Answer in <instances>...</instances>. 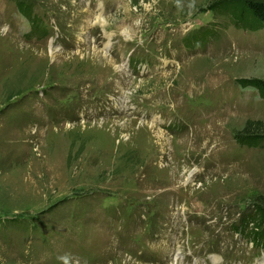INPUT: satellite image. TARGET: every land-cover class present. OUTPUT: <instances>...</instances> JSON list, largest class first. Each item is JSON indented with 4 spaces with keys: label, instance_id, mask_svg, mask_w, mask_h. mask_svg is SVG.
<instances>
[{
    "label": "rangeland",
    "instance_id": "374dc122",
    "mask_svg": "<svg viewBox=\"0 0 264 264\" xmlns=\"http://www.w3.org/2000/svg\"><path fill=\"white\" fill-rule=\"evenodd\" d=\"M216 1L0 0V264H264V28Z\"/></svg>",
    "mask_w": 264,
    "mask_h": 264
},
{
    "label": "trees",
    "instance_id": "16d2710c",
    "mask_svg": "<svg viewBox=\"0 0 264 264\" xmlns=\"http://www.w3.org/2000/svg\"><path fill=\"white\" fill-rule=\"evenodd\" d=\"M18 7L22 13L30 15L29 5L22 4L20 1ZM211 9L217 13L228 15L236 26L253 31L264 28V0H217L211 5ZM32 23L35 24L34 21ZM239 83L243 86L255 87L260 96L264 98V79L244 78L239 79ZM242 140L248 146H258L264 140V134L246 135ZM249 222L255 223L249 233L251 240L256 245L264 246V207L258 206L256 213L253 218L249 219Z\"/></svg>",
    "mask_w": 264,
    "mask_h": 264
},
{
    "label": "bare ground",
    "instance_id": "6f19581e",
    "mask_svg": "<svg viewBox=\"0 0 264 264\" xmlns=\"http://www.w3.org/2000/svg\"><path fill=\"white\" fill-rule=\"evenodd\" d=\"M96 23L98 24H101V25H106V20L105 19H103V20H98V21H96ZM162 135V134H161Z\"/></svg>",
    "mask_w": 264,
    "mask_h": 264
}]
</instances>
